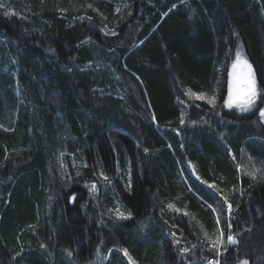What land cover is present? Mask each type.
I'll use <instances>...</instances> for the list:
<instances>
[{
	"label": "trees",
	"instance_id": "16d2710c",
	"mask_svg": "<svg viewBox=\"0 0 264 264\" xmlns=\"http://www.w3.org/2000/svg\"><path fill=\"white\" fill-rule=\"evenodd\" d=\"M0 5L7 246L28 226L27 244L84 264L99 248L137 264H264V0ZM238 46L260 93L247 112L224 103Z\"/></svg>",
	"mask_w": 264,
	"mask_h": 264
},
{
	"label": "rangeland",
	"instance_id": "374dc122",
	"mask_svg": "<svg viewBox=\"0 0 264 264\" xmlns=\"http://www.w3.org/2000/svg\"><path fill=\"white\" fill-rule=\"evenodd\" d=\"M235 52H239L242 56V51L239 46L235 47ZM0 95L2 98V102H3L1 107L3 109V112L7 113L9 112V107L11 104V95L9 94L8 90L6 91L5 89L1 91ZM14 95L16 97L19 96L18 89H15ZM191 96L197 99V96H201V95L192 94ZM261 110H264V105L259 110V113H258L259 117H260ZM260 120L264 123V120H262L261 117H260ZM6 159L7 157H4L2 161L0 160V170H3L6 168L7 166ZM3 176H7V178L9 180L11 179L14 184L17 181L16 177H13V175L10 173H5ZM17 195L19 196L20 194H17ZM3 198H4V195L0 194V199H1L0 201V252H3V255H4V256H0V264H84V262L82 263V262H79L78 260L73 259V256L68 255V253L63 248L59 250H54V251H52L51 249H47V247H44L45 244L42 242V240L40 241V245L38 244V246L31 245L30 243L27 244L28 241H31L30 238H25L26 233H28L27 232L29 229L28 226H23L24 228L22 229H24V232L21 231L19 233V236L17 238V248H14L13 246H7L8 242L10 243L11 240H7L4 238V234L1 231V227L5 224L4 222H6L5 219H6L7 214L10 212L15 213V204L10 203L9 201L10 197L8 195L5 196L4 201H3ZM44 199L45 198L42 197V201L40 200V204L41 202L43 203ZM31 201L33 202L32 204V208L34 211L33 217L36 216L35 217L36 221L43 219L44 217H38L39 215L36 214L37 213L36 211L39 208V205H37L38 200L36 201V203L33 199H31ZM46 204L47 203L45 202V207H46ZM45 207H42V209L43 208L45 209ZM118 208L120 211H122L120 207ZM17 227H21V226H17ZM99 249L96 255L93 257V260L91 262H87L86 264H137V262L130 257V254L127 251L126 252L121 251V256H119L117 259H113L110 253H107L104 255ZM6 253H7V256H5ZM206 264H213V263L207 262Z\"/></svg>",
	"mask_w": 264,
	"mask_h": 264
},
{
	"label": "snow or ice",
	"instance_id": "6c2138e0",
	"mask_svg": "<svg viewBox=\"0 0 264 264\" xmlns=\"http://www.w3.org/2000/svg\"><path fill=\"white\" fill-rule=\"evenodd\" d=\"M3 7V5H0ZM8 12H5V15H8ZM231 79L228 82V97L225 100V104L231 108L235 105L241 112L249 111L256 102L257 97L259 96V90L257 88L256 74L253 70L252 64L246 58H243L239 52L236 53V58L232 64V72L230 73ZM203 98L202 96H197V99ZM214 101V98L209 100L210 103ZM260 117L264 120V110L260 111ZM183 123V120H181ZM239 167V166H238ZM257 169H253L252 171H248L246 174L256 178ZM103 176V173H101ZM264 178V177H262ZM107 179V177H104ZM95 189V185L92 186ZM74 199V197H73ZM169 208L173 206L171 204L168 205ZM230 207V206H229ZM117 215L120 217H124L125 214L119 209L116 210ZM130 215V213L128 214ZM228 243H235V240L232 236L227 237ZM212 248L221 250L224 247V233L221 231L215 239L210 240ZM182 251L187 252L188 249H182ZM126 254V253H125ZM68 255H71V252H68ZM216 264H219L217 261ZM242 264H247V261H243Z\"/></svg>",
	"mask_w": 264,
	"mask_h": 264
},
{
	"label": "water",
	"instance_id": "95a60500",
	"mask_svg": "<svg viewBox=\"0 0 264 264\" xmlns=\"http://www.w3.org/2000/svg\"><path fill=\"white\" fill-rule=\"evenodd\" d=\"M244 58V57H243ZM234 62V61H233ZM233 62L230 64L229 68H228V72H227V83H226V94H225V100L227 99L228 97V82L229 80L231 79V76H230V73L232 72V64ZM250 63V62H249ZM257 81V80H256ZM225 100H224V103H225ZM226 107H228L226 104H225ZM235 106V105H234ZM233 106V107H234Z\"/></svg>",
	"mask_w": 264,
	"mask_h": 264
},
{
	"label": "flooded vegetation",
	"instance_id": "af4514ba",
	"mask_svg": "<svg viewBox=\"0 0 264 264\" xmlns=\"http://www.w3.org/2000/svg\"><path fill=\"white\" fill-rule=\"evenodd\" d=\"M257 100V99H256Z\"/></svg>",
	"mask_w": 264,
	"mask_h": 264
}]
</instances>
